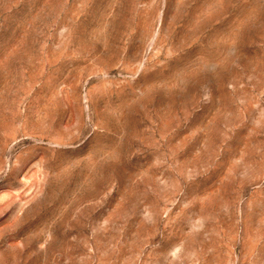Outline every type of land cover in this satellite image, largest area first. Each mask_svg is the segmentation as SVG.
<instances>
[{
  "label": "rangeland",
  "instance_id": "1",
  "mask_svg": "<svg viewBox=\"0 0 264 264\" xmlns=\"http://www.w3.org/2000/svg\"><path fill=\"white\" fill-rule=\"evenodd\" d=\"M0 264H264V0H0Z\"/></svg>",
  "mask_w": 264,
  "mask_h": 264
}]
</instances>
